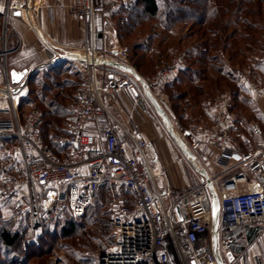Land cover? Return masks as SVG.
I'll return each instance as SVG.
<instances>
[{"label":"built area","instance_id":"2783aa9c","mask_svg":"<svg viewBox=\"0 0 264 264\" xmlns=\"http://www.w3.org/2000/svg\"><path fill=\"white\" fill-rule=\"evenodd\" d=\"M136 3L137 0H73L67 16L80 21L85 38H91L89 47L78 46L75 52L105 59L106 53L95 50L93 45L96 26L103 27L116 11ZM25 11V0H6L0 5L5 20L13 12ZM55 13L54 7L49 9L51 20ZM3 35L0 36L3 58L0 93L10 101L12 116L9 120H0V139L8 140L5 154L23 172L0 188V196L12 200L11 216L16 220L27 216L34 228L58 218L64 210L74 218H81L101 189L125 187L134 203L130 206L118 198L111 204L108 224L114 244L96 257V264H217L210 247L209 197L202 191H187L191 199L185 204L183 196L173 199L168 188L160 192L151 169V164L157 165L156 154L139 133L117 121L103 101V96L112 98L118 91L130 90L131 79L117 69L103 76L100 66L94 62L79 63L83 82L71 106L66 133L57 140L66 146L67 152L55 155L43 142L42 113L37 109L29 110L23 117L19 113L26 80L19 84L11 82L12 70L5 62ZM21 52L22 48L16 49L17 54ZM109 55L125 65L128 50L119 47ZM181 68L182 62L174 59L170 67L145 81L153 97L164 106H168L164 90ZM234 82L254 97L264 99V86L250 70L236 72ZM231 100L227 91L213 100L208 127L178 131L191 152L207 146L217 153L219 169L229 173L237 165L242 166L257 180L251 185L245 174L233 173L223 177L218 189L214 186L219 200L218 249L225 262L226 256L232 254V247L248 239L252 228L264 227L261 184L264 183V140L258 124L250 123L254 141L247 145L245 152L239 153L230 145V132L239 124L238 114L230 110ZM4 112L0 109V114ZM96 122L103 124L100 137L90 131ZM257 261L264 264V255L257 257Z\"/></svg>","mask_w":264,"mask_h":264},{"label":"trees","instance_id":"16d2710c","mask_svg":"<svg viewBox=\"0 0 264 264\" xmlns=\"http://www.w3.org/2000/svg\"><path fill=\"white\" fill-rule=\"evenodd\" d=\"M263 5L264 0H137L133 7L116 11L111 20L119 41L128 42L129 60L140 76L144 77V68L158 73L170 67L174 55H181L183 67L164 92L170 102V111L181 123L180 131L185 128L193 131L195 127L188 126L190 120L201 119L207 103L225 91L231 94L230 110L239 113V121L247 124L260 119L251 106L248 92L235 84V74L226 67L234 68L237 56L243 59V53L251 54L264 37ZM147 22H152L149 34L143 40H136L135 33ZM180 24L188 25L186 38H195L193 45L183 50L182 45L178 47L179 42L166 44L169 33ZM154 27L162 30V37ZM158 37L160 41L154 49L152 43ZM74 67L70 61L60 60L34 69L27 81V91L19 101V112L27 106L41 111L43 142L58 156L67 152L66 146L57 140L66 133L71 120L68 104L74 100L79 85V81L73 83L63 77ZM250 68L255 79L264 86V63L256 62ZM131 83L132 90L133 81ZM7 142L0 139V180L22 175L17 169L18 163L3 152ZM119 190L122 195L117 192ZM118 198L130 206L134 203L125 187L103 188L95 194L83 217L74 218L64 210L58 218L44 221L37 228L31 225L27 216L20 220L4 216L2 211L12 200L3 198L0 205V264H29L33 260H42L53 253L59 241L66 240H70L67 257L85 264L83 260L86 259L79 257L73 249L92 247L101 251L114 243L108 224L109 213L104 207Z\"/></svg>","mask_w":264,"mask_h":264},{"label":"crops","instance_id":"0c3cea01","mask_svg":"<svg viewBox=\"0 0 264 264\" xmlns=\"http://www.w3.org/2000/svg\"><path fill=\"white\" fill-rule=\"evenodd\" d=\"M5 2L6 0H0V5H4ZM72 2L73 0H25V13L18 12L19 15H15V12H13L6 20L4 19L3 14L0 13V36L2 33L4 34L3 38L7 52L5 62L10 70L17 72H22L23 70L33 71L34 69L42 67V65L56 59L61 54L60 50L77 51L76 48L78 46H90L91 38H85L84 25L80 21L70 19L67 16V8ZM53 7L55 8L56 13L54 19L51 20L49 9ZM92 41L94 45L95 32ZM18 48H22V52L19 54L16 53V49ZM115 50L116 48L107 49L104 47L101 51L106 53V60L114 59L116 61L114 56L109 55V52H115ZM1 52L2 48L0 41V54ZM23 55H25L23 62L17 61L18 63L16 64V62L12 61ZM67 60L73 65L81 63L72 59ZM25 62L26 64H24ZM2 65L3 58L0 56V66ZM15 66L17 68H15ZM102 66L104 65H100L99 67L100 72L105 71L107 73L110 72V70L115 69L109 66ZM123 74L125 75L124 72ZM25 80L26 87L23 90L21 97L27 90V76H25L24 81ZM2 85L3 78L0 71V91L2 90ZM247 92L248 97L251 100V106L260 119L258 121H250L247 124L239 121L238 126L230 132V145L239 153L245 152L247 145L254 141V136L249 128L250 123L258 124L261 136L264 140V99L256 98L250 94L249 91ZM134 95V100H131L130 98L128 99L124 94L120 97L123 101L116 100L117 103H115L120 108L118 112L119 119L126 127L139 133L146 140L151 151L156 154L158 159L157 164H160L157 165V167L161 166L165 172L163 174V179L164 175L166 177V179H164V191L168 188L173 199L183 196V201L185 204H188L191 195H186V193L187 191H193V188L196 185V180L186 173L183 163L178 158L175 149L170 143L165 141L164 136L160 134L158 125L156 126L155 120L151 119L149 114L142 108V103L139 100L138 95L136 93H134ZM217 96L218 95H216L213 100ZM167 100L168 106H164L160 102L158 103L164 109L170 121H172L171 124L174 130L178 128V131H180L179 127L181 123L170 111L168 97ZM213 100H211V103ZM113 106H115V104ZM0 109L6 111L0 114V120L11 119V103L8 99L2 97L1 93ZM237 114L240 120V115L239 113ZM210 121V113H208L199 120H190L188 126L192 128L195 127V129L205 128L210 125ZM102 127V122H96L90 127V131L95 132L100 137L102 134ZM184 130L189 129L185 128ZM243 147L244 149L240 150ZM129 148V152H131L132 149L131 147ZM192 153L195 156L197 165L206 170L213 181L215 188H217L216 184H219L220 187L222 179L226 174H245L251 185L256 184L257 182L252 173L242 166L237 165L229 173L223 171V169H219L216 165L217 153L207 146H203ZM17 169L21 170L19 164H17ZM260 255H264V227L256 226L251 229V234L248 239L239 241L232 247V254L227 258L226 264H258L257 257Z\"/></svg>","mask_w":264,"mask_h":264},{"label":"rangeland","instance_id":"374dc122","mask_svg":"<svg viewBox=\"0 0 264 264\" xmlns=\"http://www.w3.org/2000/svg\"><path fill=\"white\" fill-rule=\"evenodd\" d=\"M263 7H264V5H263ZM151 28H152V22H149V23L147 22V23L142 24V26H140V28H139V32L135 33V35H136L135 39L136 40H139V39L143 40L144 37L149 34V31H150ZM187 28H188L187 24L178 25L174 30H172L169 33L168 42L166 44H168L169 42H172V41L173 42H177V43L179 42L178 47H180L182 45L181 46L182 50L184 48H189L190 46H192L193 43L195 42V38H193V37H190L189 39L186 38V30H187ZM155 29L157 30L158 33H160V36L162 37V34H161L162 30L160 28H158V27L155 28ZM101 31H104V32H101ZM103 39H104V43H103ZM159 41H160V37L156 38V40L153 41L152 46H153L154 49H155V47H157L156 45L158 44ZM100 43H101L102 46L100 45ZM127 43H128L127 41H124V42L119 41L118 36L116 35V32H115V24H114V22L111 19H110V21L108 23H106V25H103V27L100 26V25L96 26V29H95V44H94L95 50L101 51V50H103L104 47L107 48V49H109V48L118 49L119 47H126ZM103 45H104V47H103ZM243 54L245 55L243 59L241 57L237 56V58L234 60V62H233L234 63L233 64L234 68H231V67L227 66L226 69L227 70H231L232 73L235 74L238 71H247V70L251 71L250 67H252L253 64L256 63V62L260 61V62L264 63V37L262 38L261 41H259L258 46L254 48V51L251 54L250 53H248V54L247 53H243ZM174 56H175L174 58L175 59H179L182 62V64L184 63L181 55H177V56L174 55ZM24 58H25V55L20 56L18 59L12 60V61L16 62V64H17L18 62H23ZM108 60L115 61L114 59H108ZM240 61H243V63L240 64ZM24 64H26V62ZM125 65L127 67L131 68L132 70H134L137 73V71L135 70V68L131 64V61L129 60V57L127 58V62H126ZM80 67H81L80 64H75L74 69L69 70V72H68L69 74L67 73L63 77V78L68 79L69 81H72L73 83H76V82L79 81V85L77 87V90L74 93V100L68 104V107H69L70 111H71V106L75 102V95H76V93L78 91V88L81 86V84L83 82V77H82V74L80 72ZM15 68H17V67L15 66ZM156 71H152V70L146 71L145 68H144L142 70V73L145 74L144 77L140 76L138 73L137 74L139 75V77L143 78L144 81H146L150 77H152L153 75L157 74ZM124 73L129 77V79H131V81H133V89L132 90L130 89V90L118 91V92L113 94L112 98H108V96H103V101H104L105 105L107 106L110 114L115 119H117V121H119L122 125H124L120 121L119 116H118V114H119L118 112H119L120 108L117 106V104H116L117 101L116 100L123 101L120 98V97H122L121 95H123V94L128 99L130 98L131 100H134V96H135L134 93H136L138 95V97H139V100L142 103V108L146 111V113L149 114L151 119L155 120L156 126L158 125V128L160 129V134H162L164 136L165 141L170 143V145L175 149V151H176V153L178 155V158L183 163V166H184V168L186 170V173L188 175H191L196 180V185L193 188L195 193L202 191L207 197H209V199H210L209 203L211 204V197H210V194H209L207 188L205 187L204 180L198 174H196L193 171V169L190 166L188 160L181 154V152L179 150V147L173 141V139L171 138L170 134L168 133L165 123L153 111V109L151 107V104L147 100L140 83L137 80H135L130 73H127V72H124ZM78 74H79V76H77ZM102 75L103 76L106 75V72L102 71ZM63 78H61V79H63ZM61 79H58V80L60 82H62ZM114 104H115V106H113ZM211 104H212L211 102L207 103V105L204 107L205 110L201 112V115L203 113L204 116H206V114L210 113ZM32 109H34V108H32L31 106H27V107L24 108V110L22 112H19V113H20L21 117H23L29 110H32ZM171 123H172V121H171ZM173 131L174 132L176 131L175 133L179 136L178 128L175 129V130L173 128ZM3 152L5 153V148L3 149ZM157 165H160V164H157ZM157 165L151 164V169H152V172H153V175H154V180H155V183H156V186H157L158 190L160 192H163L164 188H165L164 179H166L165 175H164V179H163V174L165 172H164L163 168H161V166L157 167ZM9 179H11V178H9ZM9 179H7V178L6 179L5 178L1 179L0 180V188ZM261 184L264 187V183L261 182ZM216 187L218 189L219 188V184H216ZM117 192H119L121 195L123 194V192L121 190H119ZM3 198H5V197L0 196V205H1V202H2ZM114 201L115 200L112 199L108 203V205L106 207H104V209H107L108 213H109L110 206H111V204ZM164 206L165 207L167 206V202L166 201H164ZM98 211L102 212L103 210H98ZM2 213H3L4 216H11L10 211H9V207L4 209L2 211ZM36 233L38 234L39 230H37ZM111 237H112V235H111ZM69 241L70 240H66L63 243L59 241L58 246H56V248L54 249L53 253L49 257L43 258L42 260L41 259L40 260H33L29 264H78L74 260H72V259L70 260L67 257V253L66 252H67L68 249H70L67 246ZM113 244L110 243L109 245L105 246V248L103 250H101V251H100V249L97 250V249H93L92 247H89V248H86V249H84V248H81V249L80 248H75V249H73V251L76 252L77 255L79 257H81L82 259H86V260H83V263L86 261L85 264H96V257L99 254L108 251L113 246ZM80 264H82V263H80Z\"/></svg>","mask_w":264,"mask_h":264},{"label":"water","instance_id":"95a60500","mask_svg":"<svg viewBox=\"0 0 264 264\" xmlns=\"http://www.w3.org/2000/svg\"><path fill=\"white\" fill-rule=\"evenodd\" d=\"M15 15H19V13L15 12ZM60 53L61 54L56 59H54V60L50 61L49 63L42 65V66H47V65L53 64L57 61L67 60V59H72V60H76V61L83 62V63L94 62L95 64H97L99 66L100 65L109 66V67L115 68L119 71L130 73L133 76V78L140 83L147 100L151 104V106L154 109L157 116L165 123L168 133L170 134L173 141L179 147L181 154L188 160L193 171L196 174H198L204 180L205 187L207 188V190L210 194V197H211L212 220H211L210 229H209L211 251H212V254H213L217 264H226L225 259L221 256L219 249H218L219 200H218L217 194L215 192L213 181L209 177L206 170L197 165L194 154L187 148L184 141L173 131L172 124H171V121H170L168 115L166 114L164 109L160 106L158 101L153 97V95L149 91L145 81L142 78H140L139 75L134 70H132L131 68L127 67L126 65H124L118 61L91 58V57H89L83 53L75 52V51L60 50ZM31 73H32V71H27V70H23L22 72L11 71L10 72L11 82L13 84H19L25 78L24 75H26L27 79H28L29 76L31 75ZM24 84H25V82L23 81L22 85H24ZM229 257H230V255L226 256V260ZM192 264H194V263H192Z\"/></svg>","mask_w":264,"mask_h":264}]
</instances>
